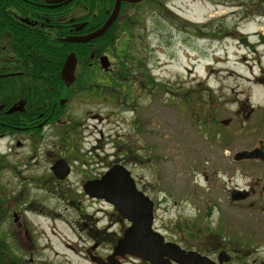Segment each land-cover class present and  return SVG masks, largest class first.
I'll list each match as a JSON object with an SVG mask.
<instances>
[{
  "label": "rangeland",
  "instance_id": "1",
  "mask_svg": "<svg viewBox=\"0 0 264 264\" xmlns=\"http://www.w3.org/2000/svg\"><path fill=\"white\" fill-rule=\"evenodd\" d=\"M119 21L112 48L131 38L127 76L121 57L110 55L105 72L90 60L105 40L77 55L78 79L59 97L73 99L50 126L49 154L72 163L66 186L78 195L80 173L131 157L127 170L158 203L157 228L201 229L198 238L223 241L232 264H264V162L232 160L264 145V0H142ZM87 75L90 85L104 75L115 82L88 87ZM232 191L254 194L232 201ZM62 200L49 197V208Z\"/></svg>",
  "mask_w": 264,
  "mask_h": 264
},
{
  "label": "flooded vegetation",
  "instance_id": "2",
  "mask_svg": "<svg viewBox=\"0 0 264 264\" xmlns=\"http://www.w3.org/2000/svg\"><path fill=\"white\" fill-rule=\"evenodd\" d=\"M108 1H95L96 6L91 8L86 0H33L27 1V6L7 5L5 0H0V264H153L128 254L112 257L118 241L132 224L113 205L87 196L83 189L86 182L99 179L115 164L127 169L133 159L116 160L102 174L80 173V192L75 195L66 186L68 178L76 175L72 163L62 154L57 159L49 154L50 126L61 118L63 108L73 98H53V62L44 59L37 46L47 44L49 54L55 41L67 44L68 51L59 68L60 78L69 54L75 55L77 64L81 51L101 43L100 38L88 43L63 40L99 30L115 0L110 10ZM125 5L121 4V9ZM117 19L108 29L113 37ZM102 56L111 60L107 52L98 56L91 53L90 60L99 65ZM108 70H113L111 64ZM70 142L69 152L77 145L76 139ZM58 160L65 161L69 169L63 179L52 171ZM129 172L137 189L153 201L152 230L162 235L164 243L175 244L185 252H197L213 264H232L233 254L219 248L223 241L211 239V235L203 240L198 238L201 229H196L194 234L192 227L186 233L180 231L171 236L163 228H157L155 204L158 203L139 188L138 176ZM253 194L247 192L243 201ZM71 195L80 201L67 203L65 198L70 199ZM49 197L63 199L67 206L49 208ZM87 209L91 211L88 213ZM199 245L203 250L193 248ZM222 251L229 257L219 262ZM162 263L178 264L168 256H164Z\"/></svg>",
  "mask_w": 264,
  "mask_h": 264
},
{
  "label": "water",
  "instance_id": "3",
  "mask_svg": "<svg viewBox=\"0 0 264 264\" xmlns=\"http://www.w3.org/2000/svg\"><path fill=\"white\" fill-rule=\"evenodd\" d=\"M141 0H115L114 8L103 26L93 34L79 37L67 38L65 42L85 43L102 36L116 19L120 4L139 3ZM100 66L107 70L109 63L105 56L100 58ZM76 58L70 54L60 71V77L66 87H69L74 81V70ZM235 161L242 160H260L264 161V150L260 142L258 147L250 151H239L233 156ZM53 173L60 179L68 175L69 169L63 160H58L52 167ZM87 196L91 198L104 199L114 206V209L131 222L128 228L114 248L112 257L117 255L128 254L153 264H164V256L170 257L178 264H213L209 259L199 255L196 252H185L177 245L164 243L163 237L153 232L152 225V208L153 202L137 190L134 180L130 173L121 165L112 166L99 179L88 181L83 187ZM246 193L235 192L232 194V200L244 198ZM162 249L161 253L158 252ZM224 254V253H223ZM221 253L219 262L226 260ZM162 259V261H161ZM167 262V261H166Z\"/></svg>",
  "mask_w": 264,
  "mask_h": 264
},
{
  "label": "trees",
  "instance_id": "4",
  "mask_svg": "<svg viewBox=\"0 0 264 264\" xmlns=\"http://www.w3.org/2000/svg\"><path fill=\"white\" fill-rule=\"evenodd\" d=\"M7 5L8 4H12V5H15V6H19V5H25L27 6L28 3L27 1H33V0H5ZM86 4L88 7H95L97 3H95V1L97 2H100V0H86ZM107 0H102V2H106ZM107 6H108V9L110 10L111 7H112V0H109L107 2ZM161 7V6H160ZM97 8V7H96ZM104 8V7H102ZM102 13V12H101ZM120 18V17H119ZM117 19V24L120 22L119 20L120 19ZM124 25V24H123ZM122 26V25H121ZM113 31V29H112ZM126 32L125 34V38L126 36H129L132 35L131 34V25L130 24H127L123 30H121V32ZM111 30H108L107 33H105L101 38H100V41L101 42H104L106 44L104 49H102L103 53L107 52L108 54L112 55L113 57H115V59L117 58H122V61L119 63V71H120V76H127V73H128V66H127V63H126V60H127V55H126V44H128L127 42H130L131 41V38L130 39H126V41L124 43H121L120 42V45L121 48H118V47H115V48H112V45H114V42H115V38L113 37L112 32ZM120 32V33H121ZM120 33H118V35L116 36V38H118V36H120ZM111 35V36H110ZM47 48H48V45H41V44H38L37 46V50H38V53H43V55H41L44 59H50L51 62H53V65H52V69H53V86L55 88V92L53 93V98H59L60 97V94H61V91L63 90V84L62 82L60 81V78H59V68H60V65L62 64L66 54H67V44L64 45V44H60L58 42H54L53 44V51L52 52H49V54H47ZM113 53V54H112ZM39 55H37L38 57ZM46 63V61H43ZM91 75H94L91 73ZM102 75V74H101ZM104 76H102L99 81H96V80H93L90 85V80H91V77L89 75H87V78L84 80V82L86 83L85 85H87L88 87H99L101 85V83L104 85H102L103 87H105L106 89H111L112 86H111V83L115 82V79H108L105 81L104 80ZM93 78V77H92ZM148 79V78H147ZM104 80V81H103ZM101 82V83H100ZM153 82V81H152ZM153 84V83H152ZM101 86V87H102ZM190 92V90H187ZM189 93H184L182 94V96L184 95H188ZM177 94H173V96H176ZM183 99V98H182ZM232 134V133H231Z\"/></svg>",
  "mask_w": 264,
  "mask_h": 264
}]
</instances>
